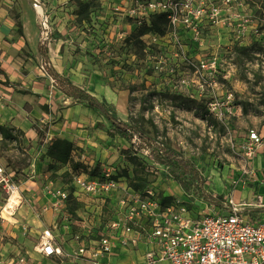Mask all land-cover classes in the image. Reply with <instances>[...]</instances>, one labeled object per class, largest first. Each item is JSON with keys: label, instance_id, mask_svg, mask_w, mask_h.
I'll list each match as a JSON object with an SVG mask.
<instances>
[{"label": "rangeland", "instance_id": "374dc122", "mask_svg": "<svg viewBox=\"0 0 264 264\" xmlns=\"http://www.w3.org/2000/svg\"><path fill=\"white\" fill-rule=\"evenodd\" d=\"M39 1L47 10V23L29 0H0L2 22L7 23L0 30V65L8 76L0 74V166L23 198L15 220L2 225L6 240H12L6 231L17 235L16 241L28 226L37 231L31 218L51 219L55 232L75 231V221L92 225L95 209L99 225L109 223L118 210L120 190L109 193L104 204L92 195L81 201L70 197L58 211L44 212L48 190L71 192L74 176L81 173L109 171L123 186L151 187L159 197L188 203L199 200L170 177L166 166L132 148L99 111L58 91L44 68L40 42L47 43L53 67L105 102L118 121L190 160L205 190L221 197L222 205L243 204L255 187L264 193V170L251 167L241 147L252 131L264 132V0H248V12L261 25L260 43L230 46L228 34L205 29L200 50L181 48L189 38L183 33L172 37L171 27L165 36L144 30L125 10L127 2L152 0ZM211 53L218 55L217 72L205 73L200 63L213 62ZM221 113L224 122L216 118ZM56 141L61 143L55 150L63 148L62 141L71 144L70 162L51 157ZM7 198L0 185V215ZM43 228L29 238L30 249ZM12 251L8 248L9 256ZM68 254L64 264H86L74 251Z\"/></svg>", "mask_w": 264, "mask_h": 264}, {"label": "built area", "instance_id": "2783aa9c", "mask_svg": "<svg viewBox=\"0 0 264 264\" xmlns=\"http://www.w3.org/2000/svg\"><path fill=\"white\" fill-rule=\"evenodd\" d=\"M125 6L127 14L137 18L140 25L148 21L151 14H165L172 37L183 33L189 38L186 43H180L181 48L188 45L200 50L205 29L228 34L231 40L228 41L229 45L241 48L260 43L262 38L261 25L248 12V0H152L146 3L136 1L135 5L132 2L130 6L127 2ZM114 8L119 11L117 6ZM211 54L214 56L213 62L208 64L202 59L200 63V70L205 73L217 72L215 60L218 55ZM216 106L217 103H210L211 108ZM216 118L225 121L222 113ZM262 146L264 136L257 131H252L241 145L252 163ZM73 182L75 187L71 192L48 190L49 200L43 207L44 212L58 211L70 197L81 201L86 195H92L104 204L112 191L120 190L123 193L118 200V210L109 223L101 227V223L95 220L97 215L93 209L96 227L72 235L77 244L75 255L89 264H112L109 259L118 247L126 248L138 243L148 244L149 248L137 264H264V221H253L244 214L246 204L229 201L219 207L203 199L188 203L175 198L169 205L162 206L153 188L143 192L127 184L123 186L109 171L100 176L81 173L74 176ZM0 185L8 195L5 207L16 191L23 201L20 187L1 166ZM103 206L101 204L100 209ZM19 207L17 205L16 211ZM6 221L7 218L0 215V243L6 239L2 229ZM28 229L26 227L24 230ZM34 252L42 257L69 256L57 244L50 228L43 229ZM105 258L108 261L103 263ZM0 264H42V261L25 252L4 263L0 261Z\"/></svg>", "mask_w": 264, "mask_h": 264}, {"label": "trees", "instance_id": "16d2710c", "mask_svg": "<svg viewBox=\"0 0 264 264\" xmlns=\"http://www.w3.org/2000/svg\"><path fill=\"white\" fill-rule=\"evenodd\" d=\"M88 20L90 19L88 18ZM141 26L144 30H150L160 36H165L168 33V29H170L167 16L163 13L151 14L148 21H144ZM38 47L43 58V63L45 64L44 68L53 80V85L58 91L64 94L67 98L72 99L73 103H85L88 107L99 111L105 119L117 128L122 137L132 145V148L142 153H146L148 158L154 163L166 166L170 177L180 184L185 192L193 191L196 197L203 199L208 204H214L219 207L224 206L222 205L221 197H214L205 190V181L199 170L190 160L186 159L176 151L157 143L152 137L146 135L137 127H132L118 121L105 102L101 101L89 91L75 85L68 77L61 75L53 67L47 54V43L40 42ZM0 74L8 78L7 73L2 69L1 65ZM46 133L47 129L41 131L39 133L41 136L40 138H44ZM62 142L63 148L58 150H55L54 146L61 142L56 141L55 143H52L49 153L56 161L67 163L70 162L71 144L64 141ZM93 176L100 175L93 174ZM133 189L143 192L146 190H141L136 187ZM174 199L175 198L172 197H160L162 206L169 205ZM246 212H251V210H247Z\"/></svg>", "mask_w": 264, "mask_h": 264}, {"label": "crops", "instance_id": "0c3cea01", "mask_svg": "<svg viewBox=\"0 0 264 264\" xmlns=\"http://www.w3.org/2000/svg\"><path fill=\"white\" fill-rule=\"evenodd\" d=\"M6 24L7 23L2 22V13H0V25H3V26H0V30H1V27H6ZM260 135H264V132H263V134H260ZM259 166H261V170H264V146H262L261 148L258 149L257 157H256L255 161L252 163L251 167H253L255 170H259L260 169ZM263 187L264 186H262V188ZM251 190L252 191L250 193L247 192L246 195H244L245 199H244L243 204H246V205L243 207V212L253 221H256V220L257 221H264V210H262V209H264V193L260 192L261 188L257 189L255 187ZM48 200H49V198H47V202H48ZM46 204L47 203H45L44 205H46ZM243 204H241V205H243ZM247 210H251V212H246ZM52 217H53V215H52ZM7 221L10 222L8 219H7ZM29 222L31 224L35 225L37 231L34 229H28L27 231H24L23 232L24 238L22 237V239H19V241H16V238L18 237L17 235H15L14 233H12L10 231H6L7 238L8 237L10 238V236H11L12 240H10V239L6 240L5 239V241L3 243H0V245H1L0 246V256H2V258H0V261L4 263L8 259H10L11 257H15L18 253L27 252V253H30L33 257H36L37 259L41 260L42 264H45L43 260H46L47 264H64L63 260L65 258L42 257V256H40L34 252V247L37 244V242L39 241V238H38V240L34 241L35 244L33 245L32 249H30V246L28 245L29 238H31L32 234L39 232L38 229L41 226H44V228H50V229L56 228V227H52L53 223H51V219L38 220L35 218H31V221H29ZM52 222H53V220H52ZM91 223H92V225H89L85 221H75V224H76V227H74L75 231H73L72 227L66 228V226H65L66 229H64L62 231L57 229L55 232L52 229L57 244L60 245L62 247V249L64 250V252L67 254L70 253L71 251L75 252V250L77 248V244L72 239L73 233L88 232L91 227H93V228H94V226L96 227V223L95 222L93 223V218H92ZM87 225L89 226L88 228H86ZM43 229H42V231H43ZM4 230H6V229H4ZM42 231L39 233L38 237H40V234L42 233ZM95 231H97V229H95ZM57 237L60 238L59 241L57 240ZM8 248H11L13 250L12 252L14 255H12V256L8 255ZM148 248H149V245L143 244V243H138L137 245H134V246L131 245V246H128L126 248L118 247L113 252L109 261L112 264H137V263L142 261L143 254ZM2 250H3V252H2ZM51 259L54 261H57L58 263L57 262L53 263V261ZM59 261H60V263H59ZM84 261L86 264H89L86 260H84ZM107 261H108V259L105 258L103 260V263H106Z\"/></svg>", "mask_w": 264, "mask_h": 264}, {"label": "bare ground", "instance_id": "6f19581e", "mask_svg": "<svg viewBox=\"0 0 264 264\" xmlns=\"http://www.w3.org/2000/svg\"><path fill=\"white\" fill-rule=\"evenodd\" d=\"M29 1L33 5V7L37 10V12L43 17V21L47 23L48 16H47L46 8L40 3L39 0H29ZM17 205L22 206V201H21L20 194L16 191L11 197L9 204L4 208V211H3V215L10 221L15 220V216L13 215L15 212L17 214V211H16Z\"/></svg>", "mask_w": 264, "mask_h": 264}]
</instances>
